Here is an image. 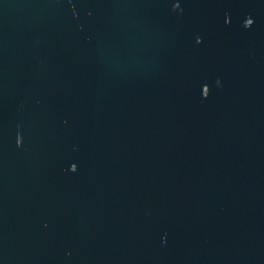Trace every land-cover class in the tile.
<instances>
[{
    "label": "water",
    "instance_id": "95a60500",
    "mask_svg": "<svg viewBox=\"0 0 264 264\" xmlns=\"http://www.w3.org/2000/svg\"><path fill=\"white\" fill-rule=\"evenodd\" d=\"M0 264H264V0H0Z\"/></svg>",
    "mask_w": 264,
    "mask_h": 264
}]
</instances>
